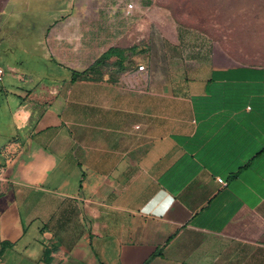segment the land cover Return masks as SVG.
<instances>
[{
  "label": "crops",
  "instance_id": "obj_1",
  "mask_svg": "<svg viewBox=\"0 0 264 264\" xmlns=\"http://www.w3.org/2000/svg\"><path fill=\"white\" fill-rule=\"evenodd\" d=\"M228 1L230 23L264 25V0ZM152 7L0 0V163L21 151L0 264H264V64L181 45L212 39Z\"/></svg>",
  "mask_w": 264,
  "mask_h": 264
},
{
  "label": "rangeland",
  "instance_id": "obj_2",
  "mask_svg": "<svg viewBox=\"0 0 264 264\" xmlns=\"http://www.w3.org/2000/svg\"><path fill=\"white\" fill-rule=\"evenodd\" d=\"M228 5V0L221 2L218 0H153L150 15L157 19L159 30L163 28L169 32L177 31L181 34L203 32L212 39L210 41L185 39L180 40L181 45L197 47L203 42L216 41L235 53V59L239 62L264 64V54H261L264 51V25L250 22L244 24L240 22L243 18L238 15L237 18H231L233 23H230L231 13ZM173 20L178 23L173 24ZM215 20L219 22L215 23ZM214 38L218 39L214 40ZM1 66L6 68L4 64ZM18 83L16 85L21 86V83ZM7 84L8 80L0 83V123L7 122V116L11 111L3 104L5 94L1 92L2 85ZM9 97L17 99L12 95Z\"/></svg>",
  "mask_w": 264,
  "mask_h": 264
},
{
  "label": "built area",
  "instance_id": "obj_3",
  "mask_svg": "<svg viewBox=\"0 0 264 264\" xmlns=\"http://www.w3.org/2000/svg\"><path fill=\"white\" fill-rule=\"evenodd\" d=\"M133 9L132 3L128 5V14ZM7 70L0 67V82L3 81L4 77L7 74ZM11 74L16 75V72H12ZM148 75V70L145 65H140L137 68L136 73H127L123 78L129 79L130 77H144ZM24 80V77H21ZM133 87V85H130ZM21 151H18V144L16 142L9 143L1 152L2 162L0 163V193L2 192L3 187L11 181V170L16 164ZM219 183L225 185V182L222 179H218Z\"/></svg>",
  "mask_w": 264,
  "mask_h": 264
},
{
  "label": "trees",
  "instance_id": "obj_4",
  "mask_svg": "<svg viewBox=\"0 0 264 264\" xmlns=\"http://www.w3.org/2000/svg\"><path fill=\"white\" fill-rule=\"evenodd\" d=\"M108 58H110V54L107 55V56H105L104 59H108ZM104 59H103V60H104ZM78 78H85V79H87V78H89V77H87L86 75H75L74 80H76V79H78Z\"/></svg>",
  "mask_w": 264,
  "mask_h": 264
}]
</instances>
